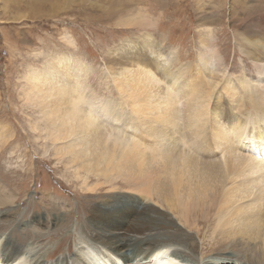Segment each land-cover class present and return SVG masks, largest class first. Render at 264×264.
Returning <instances> with one entry per match:
<instances>
[{"label":"bare ground","instance_id":"1","mask_svg":"<svg viewBox=\"0 0 264 264\" xmlns=\"http://www.w3.org/2000/svg\"><path fill=\"white\" fill-rule=\"evenodd\" d=\"M130 14L125 24L139 35L108 49L106 74L114 91L107 99L85 91L78 78L83 69L72 56L52 55L49 67L31 68L26 76L31 93L25 99L38 103L50 148L59 159L70 154L69 181L90 194L108 185L112 195L97 210L119 216L86 222L82 238L95 248L100 243L107 254L76 252L73 264H264V46L236 34L255 72L243 58L239 67L219 72L213 61L222 57L210 44L211 28L195 59L183 61L155 31L157 24L144 29L151 26L148 16ZM3 196L0 208L2 200L11 201ZM203 225L212 231L213 246L223 247L222 257L195 256L188 241L200 237ZM160 244L166 248L155 250ZM4 245L1 264H17L26 253ZM47 254L33 260L28 252L24 264H45Z\"/></svg>","mask_w":264,"mask_h":264},{"label":"rangeland","instance_id":"2","mask_svg":"<svg viewBox=\"0 0 264 264\" xmlns=\"http://www.w3.org/2000/svg\"><path fill=\"white\" fill-rule=\"evenodd\" d=\"M129 1L58 0V9L56 0H0V129H4L0 132V196L11 197L10 202L2 200L0 208V244L3 246L8 237L11 241L5 245L16 254L24 250L25 256L29 252L35 258L48 253L45 264L58 257L70 263L76 252L85 256L94 250L105 255L100 243L95 248L92 240L87 244L82 238L83 226L87 221L119 217L97 210L100 200L112 195L108 185H97V192L90 194L69 181L66 156L70 154L57 157L44 132L38 103L25 99L26 93H31L26 79L31 68L49 67L52 55L72 56L83 69L78 78L85 91L91 97L107 99L114 91L106 74L108 49L120 39L139 35L137 28L125 24L130 13L139 11L148 16L151 25L144 29L150 31L157 24L155 31L168 38L183 61L195 59L209 27L210 44L217 45L223 61H213L214 69L223 72L226 66L239 67L243 58L246 69L255 72L249 58L242 56L235 35L245 41L254 38L257 47L264 46V0ZM120 8L136 10L126 14ZM46 9L49 14L39 13ZM105 9L110 12L108 17ZM245 27L252 31L245 32ZM88 182L95 184L96 180L90 177ZM91 222L88 225H93ZM211 232L203 225L200 239L194 236L188 241L195 244L198 258L222 257L223 247L209 241ZM24 254L18 261L22 264L28 260Z\"/></svg>","mask_w":264,"mask_h":264}]
</instances>
